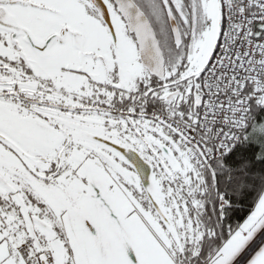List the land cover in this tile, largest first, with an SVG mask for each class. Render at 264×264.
<instances>
[{
  "label": "snow or ice",
  "instance_id": "1",
  "mask_svg": "<svg viewBox=\"0 0 264 264\" xmlns=\"http://www.w3.org/2000/svg\"><path fill=\"white\" fill-rule=\"evenodd\" d=\"M0 264H264V0H0Z\"/></svg>",
  "mask_w": 264,
  "mask_h": 264
}]
</instances>
